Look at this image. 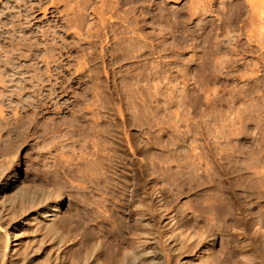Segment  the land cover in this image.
Returning a JSON list of instances; mask_svg holds the SVG:
<instances>
[{"label": "rangeland", "instance_id": "1", "mask_svg": "<svg viewBox=\"0 0 264 264\" xmlns=\"http://www.w3.org/2000/svg\"><path fill=\"white\" fill-rule=\"evenodd\" d=\"M0 100V264H264V0H0Z\"/></svg>", "mask_w": 264, "mask_h": 264}, {"label": "bare ground", "instance_id": "2", "mask_svg": "<svg viewBox=\"0 0 264 264\" xmlns=\"http://www.w3.org/2000/svg\"><path fill=\"white\" fill-rule=\"evenodd\" d=\"M193 1V0H192ZM195 1V0H194ZM204 1V0H203ZM233 2V1H232ZM197 3V2H196ZM252 3V1L250 2V4ZM198 4H199V2H198ZM253 4V3H252ZM251 4V5H252ZM200 6V5H199ZM204 6V5H203ZM228 6V5H227ZM196 8V7H195ZM224 8V7H223ZM227 8V7H226ZM231 8V7H230ZM242 8V7H241ZM242 9H244V8H242ZM195 11V10H194ZM238 11V10H237ZM241 13V12H240ZM239 13V14H240ZM1 101V100H0ZM224 167V166H223ZM228 171V170H227ZM240 172V171H239ZM243 182V181H242ZM1 183V182H0ZM4 183V182H3ZM12 185L11 184H9L8 183V181H6L3 185H2V187L0 186V222L1 221H3L4 222V224H5V227H7L6 229H12V231H10V232H6L5 233V239L6 240H8V242H7V244L5 245V247H6V249H5V251L3 250V249H1V251L3 250L4 252H7L8 251V248H9V245H10V243H9V240H13L15 237H17L16 239H14L13 241H16V243L14 244V245H12V246H15V247H17L16 249H17V251L19 252L20 250V254H19V256L20 255H24L25 254V251L27 250L26 248L27 247H25V245L23 244V242L21 241V239H20V235H19V225H18V223H16V215L18 214V213H25V211L27 210V209H29V208H31L32 207V209L36 206L35 204L37 203L36 202V199H37V197H38V194L36 195L35 194V192H33V191H31L30 189H27V188H21L18 192H11L12 191ZM239 187V186H238ZM261 187V186H260ZM216 189V188H215ZM237 190V189H236ZM226 192V191H225ZM222 193V192H221ZM217 194V193H216ZM36 195V196H35ZM264 195V194H263ZM39 196H41V194L39 195ZM46 197H48L49 199H46V200H49L48 201V203H46V204H44V209H43V211L41 212V213H38V214H36V216H34L33 218H30V217H28V216H26L25 217V220L26 221H38L40 218H44L43 220H45V221H48L49 220V218L52 216H55L56 215V212H58L61 208H63L64 207V205H65V198H64V196H63V194H61V193H58L57 194V197H56V199H55V197L54 198H51V195H48L47 194V196ZM41 199V198H40ZM38 200V199H37ZM44 200V199H43ZM41 202V201H40ZM44 203H45V201H43ZM161 202V201H160ZM217 204V203H216ZM215 204V205H216ZM229 204V203H228ZM35 205V206H34ZM39 205V204H38ZM41 205H42V203H41ZM220 204H218V205H216V206H213L212 204L211 205H208V206H213V207H216V209L218 208V206H219ZM206 206V205H205ZM222 206V205H221ZM142 208V207H141ZM221 208H223V206L221 207ZM42 209V208H41ZM201 209H203V208H201ZM211 209H212V207H211ZM29 210H31V209H29ZM213 210H214V208H213ZM218 210V209H217ZM158 211V210H157ZM200 211V210H199ZM29 212V211H28ZM143 212V211H142ZM26 214V213H25ZM42 214V215H41ZM44 214V215H43ZM19 215V214H18ZM29 215V214H28ZM23 216V215H22ZM40 216H42V217H40ZM216 216V215H215ZM19 217H21V216H19ZM24 217V216H23ZM18 219V218H17ZM40 220H42V219H40ZM18 221H19V219H18ZM23 221V220H22ZM45 221H43L44 223H45ZM43 222H42V224H43ZM29 223V222H28ZM3 224V225H4ZM21 224V223H20ZM35 224V223H34ZM39 224H40V226H41V223H36L35 224V226H37L36 227V229L38 230V228H39ZM188 224V223H187ZM2 225V224H1ZM33 225V224H32ZM187 226V225H186ZM31 227V226H30ZM191 227V226H190ZM205 227V226H204ZM32 228H34V225L32 226ZM35 229V230H36ZM41 229V228H40ZM39 229V230H40ZM231 229V228H230ZM35 230H34V232H35ZM54 230V229H53ZM9 231V230H8ZM32 231V230H31ZM176 231V230H175ZM57 232V231H56ZM206 232V231H205ZM28 233V232H27ZM51 234H52V231L50 232ZM49 233V234H50ZM170 233V232H169ZM190 233V232H189ZM188 233V234H189ZM194 233H196V232H194ZM255 233V232H254ZM185 234V233H184ZM45 235H47V234H45ZM45 235H43V236H45ZM54 235V234H53ZM182 235H183V233H182ZM187 235V234H186ZM42 236V237H43ZM147 236V235H146ZM184 236V235H183ZM201 236V235H200ZM46 237H48V236H46ZM50 237H52V236H50ZM156 237V236H155ZM173 237V236H172ZM197 237H198V235H197ZM211 237V236H210ZM34 238V237H33ZM39 238H41V237H39ZM159 238V237H158ZM167 238V237H166ZM184 238V237H183ZM193 238V237H192ZM203 238V237H202ZM209 238V237H208ZM233 238V237H232ZM38 239V238H37ZM42 239V238H41ZM43 239H44V237H43ZM33 240V239H32ZM45 240H46V238H45ZM52 240V239H51ZM185 240V239H184ZM190 240V239H189ZM193 240V239H192ZM214 240H215V238L214 237H211V239L209 240V243L210 244H213V242H214ZM33 241H35V242H37V240H33ZM41 241L42 240H40V243H41ZM48 241V240H47ZM55 240H53L52 241V247H51V253H55V255L56 256H59V251H57L58 250V246H55V244L53 243ZM153 241V240H152ZM156 241V240H155ZM203 241V240H202ZM28 242V241H27ZM31 242V241H30ZM39 242V241H38ZM45 241L43 240V242L42 243H44ZM181 242V241H180ZM5 243V242H4ZM29 243V242H28ZM33 243V242H32ZM48 243H49V241H48ZM183 244H184V241L182 242ZM198 243L200 244V247L198 248V251H197V254L194 256V260H197L198 259V257L199 256H201V254H204V253H206L208 250H206L205 249V247L204 246H202V242L200 243L199 241H198ZM26 244V243H25ZM35 244V243H34ZM27 245V244H26ZM30 245H31V243H30ZM33 245V244H32ZM35 245H37V244H35ZM42 245H44V244H42ZM42 245H39V246H41L42 248H43V246ZM190 245V244H189ZM188 245V247L186 248V250L188 249L189 251H191V249H192V244H191V246L192 247H190ZM198 245V244H197ZM196 245V246H197ZM229 245V244H228ZM97 246H100V245H97ZM96 246V247H97ZM152 246H154V245H152ZM4 247V246H3ZM31 247V246H30ZM40 247V248H41ZM86 247V246H85ZM155 247H157V246H155ZM154 247V248H155ZM0 248H2V247H0ZM28 248H29V245H28ZM100 248V247H99ZM98 248V249H99ZM150 248V247H149ZM148 248V249H149ZM154 248H152V249H154ZM230 248V247H229ZM228 248V249H229ZM25 249V250H24ZM31 249V248H30ZM29 249V250H30ZM36 249V248H35ZM172 249V248H171ZM170 249V250H171ZM96 251H97V249H95ZM136 250V249H135ZM134 250V251H135ZM180 250V249H179ZM185 250V251H186ZM14 251V250H13ZM52 251H54V252H52ZM133 251V250H132ZM157 251V250H156ZM175 251V250H174ZM181 251V250H180ZM184 251V252H185ZM231 251V250H230ZM229 251V252H230ZM28 252V251H27ZM140 252V251H139ZM145 252V251H144ZM144 252H141L142 254L144 253ZM147 252V251H146ZM160 252V251H159ZM159 252L157 253V252H155V251H151V253H145L146 255H144V256H146V258H147V256H149L150 254H152L150 257H151V259L149 260V258L144 262V264H164L163 262V259H162V257H161V254H159ZM228 252V253H229ZM31 253V252H30ZM136 253H137V251H136ZM248 253V252H247ZM13 254V253H12ZM16 254V253H15ZM29 255V252L28 253H26V255ZM68 254V253H67ZM109 254V253H108ZM180 254V253H179ZM4 255V254H3ZM6 255H8V252H7V254ZM31 255V254H30ZM32 255H33V253H32ZM125 255V254H124ZM132 255H133V253H132ZM131 255V256H132ZM134 255L136 256V254H135V252H134ZM139 255V254H138ZM61 256V255H60ZM86 256H88V255H86ZM141 256H143V255H141ZM1 258H2V255L0 256ZM83 257H84V255H83ZM140 257V256H139ZM202 257V256H201ZM6 258V257H5ZM17 258H19V257H17ZM35 258H36V256H35ZM81 258V257H80ZM80 258H78L79 260H80V262H78V264H84L83 263V261L84 262H86L85 260H81ZM125 258V257H124ZM122 259V260H120V264H136L135 263V261H136V259L135 260H133V259H131V258H135V257H131L130 258V254H129V256H126V258L125 259ZM144 258V257H143ZM145 258V259H146ZM200 258V257H199ZM203 258V257H202ZM252 258V257H251ZM255 258V257H254ZM24 258H22V260H23ZM27 257H26V261L25 262H27ZM78 259H77V261H78ZM88 259V258H87ZM90 259V258H89ZM119 259V258H118ZM139 259V258H138ZM201 259V258H200ZM215 259V258H214ZM245 259V258H244ZM247 259V258H246ZM256 259V258H255ZM19 260V259H18ZM21 260V259H20ZM30 260V259H29ZM28 260V262L31 264V262ZM35 260V259H34ZM56 260V259H55ZM91 260V259H90ZM89 260V261H90ZM141 260V259H140ZM140 260H138L137 262H139ZM202 260H204V259H202ZM241 260V259H240ZM75 261V260H74ZM183 261V260H182ZM188 261V260H187ZM199 261V260H198ZM205 261V260H204ZM214 261V260H213ZM212 261V262H213ZM217 261V260H216ZM16 262H17V260H16ZM19 262H22V261H19ZM38 262L39 261H37L36 263L38 264ZM142 262V261H141ZM168 262V261H167ZM218 262V261H217ZM250 262V261H249ZM252 262V261H251ZM255 262V261H254ZM18 263V262H17ZM16 263V264H17ZM23 263V262H22ZM57 263V262H56ZM75 263H76V261H75ZM87 263V262H86ZM90 263V262H89ZM95 263V262H94ZM190 263V262H189ZM205 263V262H204ZM203 263V264H204ZM209 263V262H208ZM208 263H205V264H208ZM23 264H25V263H23ZM32 264H34V263H32ZM113 264V263H112ZM117 264V263H116ZM141 264V263H140ZM181 264H188V262H185V260L181 263ZM192 264V263H191ZM200 264V263H199ZM214 264H215V261H214ZM217 264V263H216ZM235 264V263H234Z\"/></svg>", "mask_w": 264, "mask_h": 264}]
</instances>
